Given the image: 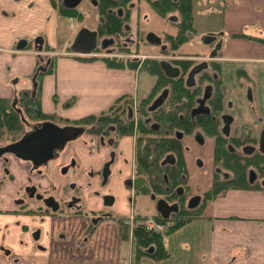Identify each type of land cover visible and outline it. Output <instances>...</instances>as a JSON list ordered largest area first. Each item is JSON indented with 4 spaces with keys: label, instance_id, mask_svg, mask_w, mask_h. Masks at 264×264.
Listing matches in <instances>:
<instances>
[{
    "label": "crops",
    "instance_id": "1",
    "mask_svg": "<svg viewBox=\"0 0 264 264\" xmlns=\"http://www.w3.org/2000/svg\"><path fill=\"white\" fill-rule=\"evenodd\" d=\"M223 4V40L218 51L220 64L230 65L223 70L226 79L235 78L236 71L248 76L258 72L257 68L262 71L264 44L235 35L264 41V0H223ZM67 20L59 16L52 0H0V98H13L32 87L28 79L40 63L43 66L47 48L56 50L63 42L62 29ZM37 39L41 43H35ZM22 40L27 41L25 48L17 49ZM64 43L67 47L70 44ZM68 52L67 56L56 53L53 71L42 80L44 113L77 120L107 110L122 96L137 97L140 75L146 72L136 65L115 68L103 59L87 62ZM240 65H245L247 71ZM130 144L129 137L121 140L128 157L134 150ZM96 145L97 141L91 143L90 138L69 143L60 164L69 163L77 154L99 167L105 153L97 156ZM131 166L125 168V173ZM31 171L28 163L13 157L0 160V264H131L133 236L124 234L119 226L121 219L131 213L126 192L114 190L117 214L97 222L91 221L89 213L101 209V199L89 191L84 195L81 213L77 203L64 215L28 214L19 211V199ZM56 178L57 189L71 181L68 177ZM96 181L94 189L99 191ZM201 217L166 236L168 264H264V189L227 191L208 201ZM192 229L204 233L193 239L187 234L181 243L174 240V235ZM181 245L185 254L180 253L175 261L173 249Z\"/></svg>",
    "mask_w": 264,
    "mask_h": 264
},
{
    "label": "flooded vegetation",
    "instance_id": "2",
    "mask_svg": "<svg viewBox=\"0 0 264 264\" xmlns=\"http://www.w3.org/2000/svg\"><path fill=\"white\" fill-rule=\"evenodd\" d=\"M144 1L147 2L148 0H144ZM60 5L62 8L67 9L63 5V0H60ZM85 6H89L90 8H94L95 10H97V13L99 11V9H98L99 2L97 0H81V2L77 5L76 8L68 9V10H75V12L77 13V15L74 17H69V18L66 17L68 19V21H71V20L75 21V29L73 31L74 37H72V41L69 44V46L67 47L68 50L70 52L75 53L72 50L73 40L76 37L79 30L86 28L90 31L96 32L97 44H96L95 50L92 52L91 55L82 56V57H93L94 59H97V58L98 59H104V58H109V57H110L109 59L120 58V60H118V61L123 60L125 62L127 60H129V59H125L121 56V54H128L127 52H122L121 50H125V51L128 50L127 46L129 43H131V39L126 37L125 42L127 44L122 43V41L120 40L121 38H125L123 36L126 35V33H128L130 31L129 24L128 23L124 24V26H123L124 27V29H123L124 34L116 35V38L112 37V36L104 37V36L100 35L98 32V29H96V28H98L99 24L103 21L101 19V17H99L98 14L96 17L97 26L95 28H90L89 26L85 25L84 19H86L85 17L87 16L86 13L85 14L83 13V9H84L83 7H85ZM136 7H138V6L135 3H130V1L127 3V10L131 11L134 8L137 9ZM88 11H91V10L88 9ZM125 11H126L125 9L124 10L118 9L117 14L121 16V15L125 14ZM109 12H111V10H109ZM81 23H82V25H81ZM148 33H153L154 35H156V34L153 31H149V32H146L144 34L145 38L143 39V42H145V45L151 46L152 44H149L146 41V35ZM157 37H159V36H157ZM159 38L161 39V45L158 47L160 48L161 52H165L167 49V45L164 43L163 38H161V37H159ZM103 39L113 40V43L111 45L107 46L105 49H102L100 42ZM136 44H137V42H136ZM152 46H156V45H152ZM162 47H165V49L162 50ZM107 51H111V52L109 53ZM99 53L102 55H99ZM104 55H106V57ZM76 56L79 57L81 55L77 54ZM128 57H126V58H128ZM94 59H92V60H94ZM146 59L155 60L156 58L146 57L145 60ZM133 61L135 63L137 62L135 60H133ZM169 62L172 64L171 65L172 67H174L178 70V75L173 79L182 80L184 88H185L184 95L186 97H183L181 102H179V103L176 102L175 104H173L172 108H167L166 113L172 114V115L173 114L177 115L179 121H182V123H186V127L190 129V130L188 129L189 131H187V132H191L190 135H187L186 131L183 130V128H175L173 130V135H174L175 139L180 141V143H181L182 159H183L185 170H186L185 174L182 176V180L189 182V180H190L189 167L190 166H192L194 170L199 171L198 169H201L205 165V163H206L205 160L213 158L212 157L213 152H212L211 156H210V153L212 150V146L214 147L216 144L217 137L216 136L213 137L214 139H212V140L210 138H208L209 136H207L203 132L205 130L204 127L202 125H200L201 120L202 121H208L211 125L216 124V127L219 131V137L222 138V140L226 143L227 150L231 154H235L241 158L242 157H252V156L254 157L257 154H261L258 151L259 137H260V134L262 133V131H264V128H262V130L260 132H256V130H257L256 126L253 125V123L247 121L242 116V112L239 110V107H238L242 97H243V99L246 97L250 101H252V97H251L252 93H250V92L247 93V91L249 89L250 90L253 89L254 85H249V89L244 87L246 89H245L243 94L241 93L242 86H244V82L248 81L250 83V81H252L251 78L248 77V75H245L249 79H246V81H241L239 78L235 77L234 82L229 83L228 80L225 81V78H227V77L224 75L223 70H224V68H226L227 66H230V65H209V63H208V65H198V64H196V65H173V63L171 61H169ZM214 68H216L219 71V73H220L219 75L217 73L213 72ZM33 76H31L28 80H31V86L32 87L30 89H33V91H34V83H33L34 78H33ZM221 81L224 82L223 83L224 85H222L221 83H218ZM217 84H219V85H217ZM251 86H252V88H251ZM164 90H167L169 93L168 87L162 89L160 91V93L157 96H155L151 100V103L147 106V110L149 112H153V111H150L149 108L151 107L154 100L158 96H160ZM25 91H27V90H25ZM25 91H22V93ZM41 91H42V88H41ZM22 93H20L19 95H16L13 98H6V99H11L12 105L15 107L18 104V99ZM168 93H167V96H168ZM149 94L146 95L145 97L141 98V99H138L137 97H130V98L123 101L124 104L126 103L128 106H132V108H129V107L127 108L125 106L122 108V106H121L120 109L110 110V107H109L107 110H105L103 112H100L98 114H91V115L82 117V118L77 119V120L62 119V118L58 117L57 115L45 113L46 115L54 116L57 120H46V121H42L40 123L26 122V124H25L26 133L32 131L33 127L39 126L40 124H42L44 122H52L59 127H64V126L81 127L84 130V132L76 140L86 139V138L89 140V138H90L91 143H93L96 140L97 141V145H96L97 148H95V153L97 154V156L102 154V153H105V157H104V160L101 163V165H99V167H96L93 164L94 162H92L90 160L80 158L77 154H76L75 159H72L69 163L60 164L62 162L61 161L62 160V152L66 149V147L71 142L67 143L66 146L61 151H57L55 153L54 158L51 161L47 162L46 164H44L40 167H34L32 165V163L18 159L15 156L10 155V154L2 155L0 157V160L1 159L6 160L7 157H13L15 159H18V160H21V161L28 163L29 167L33 169V171L30 172L31 174H33L36 171L39 172L40 170L50 169L54 173V177H58V176L61 178H67L68 177L71 179V181H69L67 184H71V188L75 191H78L74 196L68 197L69 200H67V198L64 197L63 192L61 193V195L57 194L59 189L52 190V191L44 190L43 188L42 189L40 188V186L38 185L37 182L29 179L28 183L25 185V187L22 190V192H23L22 193V199H23L24 193H25L27 196V200L23 201L22 199H19L20 200L19 201L20 202L19 207L20 208L22 207V209L19 211L26 212L28 214H33V215L42 214V213L43 214L48 213L51 215L64 214L65 212H68L70 210V208L72 207L73 204L75 205L78 203L77 205L80 207V208L78 207L79 208L78 212L81 213L82 212L81 209L84 208V206H83V203L85 201L84 195L88 191H89L88 193H90L93 196L101 199V209L99 211H94V212L92 211V213H89L91 216H93V218L91 220L92 222H95V221L97 222L98 220H100L104 217H113L117 214V212L115 210V206H116V202H117V198H116L117 195L113 194V192H115V191L116 192H122L123 191V193L126 192L129 196V199L131 197H137V196H143V197L149 196L154 201V208H155L156 214H158L156 211V202L158 199L165 200L169 205L177 204L178 205V211H179L181 209V207H180L178 202L168 201L165 199L167 196L173 197V196H171L172 192H171V189L169 187L165 188V192H167V194H164L162 196H158V198H157V195L154 194L153 192H150L147 194L142 193L143 188L147 184V178H145L143 175L138 173L137 159L135 158L134 164H132L130 161H128L127 155L121 147V140L123 138L129 137L128 135H126V136L118 135V133L116 132V126L113 123L109 124L107 127V130L104 133H102L101 135H95L93 133H89V129L91 128L90 126L78 124V121H80L83 118L89 117V116H99L102 114H106V115H110L112 118H114V117H116L117 114L121 113V116L118 118L119 121H121V122L124 121L126 124H132L133 123L135 125L136 129H138L140 127V125L141 126H147L148 125L149 126L148 128L152 133H158V132L160 133L161 132V125L159 123L154 122L151 116H149V117L144 116V111H143L144 109L142 106V100L145 99L147 96H149ZM166 99H167V97H166ZM166 99H165V101H166ZM117 100H119V99H117ZM136 100H139L138 106H134V104L136 103ZM165 101H164V103H165ZM70 102L71 101H69L68 103H70ZM163 104L160 107H162ZM40 106H41V95H40ZM160 107H158L157 109H159ZM180 107H183L182 110H177ZM41 110H42V108H41ZM224 116H228L231 118L227 134H225L223 132V128L225 126V123L223 120ZM193 125H195V127H193ZM164 132L169 133V131H167V130ZM140 138H142V133H138L136 140L140 139ZM18 140H16V141H18ZM76 140H74V141H76ZM16 141H14V142H16ZM14 142H6L4 144L0 143V148L4 147L6 145H9L11 143H14ZM185 142L188 144H185ZM182 144H185V146L183 147ZM206 144H207V151L203 155V153L200 150L204 149ZM187 145L193 146L194 149L196 150V152L199 151L198 157H195L193 159V157L191 155H189V153H188L189 148ZM244 148H248L249 149L248 151L250 153L249 154L243 153ZM133 153H134V151H133ZM88 154H89V156H93L90 153H88ZM261 155L264 156L263 154H261ZM167 156H171L172 158L170 159V161L168 163L162 164V162L165 161ZM193 162L196 163V166L194 165ZM176 163H177V157L173 153L166 154L164 159L161 161L162 166H166V165H172L173 166ZM105 164L109 165L108 166L109 175L106 179L105 184L103 185L102 184L103 183L102 169H103ZM129 164H131L132 166H131L129 172L125 173V171H126L125 168L126 167L128 168ZM209 168H210V170H209L208 175L210 177H207V179L209 178L208 180L211 183L213 182V178L215 177V175H219V177L222 180H230L231 179V174L226 172L222 168H215V167L211 168V166H209ZM261 176L262 175L257 172L256 168L250 166L247 169V182L251 185L260 184L263 187L262 184L264 182V177H261ZM137 178H143L144 179V184L141 185L137 190H134V186L137 187L138 184H132V187L125 185L126 181H128V180L133 181ZM164 179H165V181H167V175L166 174L164 175ZM94 180H97L96 182L98 183V188H100L101 190L106 189L107 188L106 186L109 185L115 191H112L111 188L108 191L106 190V192H102L101 190H99V191L95 190L94 186L96 185V183L94 182ZM76 181H81L83 184H81V186H80ZM30 187L35 188V192H34L32 197H30L29 193L26 191V189L30 188ZM64 187H66V185ZM64 187H62V189H64ZM187 188H188L187 184H183L181 186H178L177 189L174 190L175 196L185 197V195H188L189 196L188 199L196 197V195H194V194L192 195V194L188 193ZM207 191H208V189H207ZM207 191H204V192H207ZM98 192L102 193V195L99 194ZM37 195H41L42 199H40V200L36 199ZM106 196H110L113 198V203L111 205H105L104 197H106ZM50 197L53 198L58 203V209L56 211H53L52 209L46 207L44 204V199H47ZM201 197H203V195ZM35 200L40 201V203H38V202L35 203L34 202ZM60 202H62L63 206H61ZM35 204H37V205H35ZM185 205L187 208V203H185ZM106 207H111V211H107ZM83 211L85 212V210H83ZM178 211H177V213H178ZM172 214L173 213H171V215ZM171 215H170V217H171ZM125 216L123 219H121L122 220L121 223L122 222L125 223V221H124ZM127 216H128V214H127ZM153 218L154 217H152L151 219H153ZM132 219L135 220L134 221L135 224H130L132 230L137 225H144V226H146L150 229L156 230V231L158 228V230H160V232H163V230L165 229V227L162 224L157 223L154 219L151 220L152 223H153V221H155L154 224L151 226L144 224L145 219L143 217H138L136 215ZM132 225H133V227H132Z\"/></svg>",
    "mask_w": 264,
    "mask_h": 264
},
{
    "label": "trees",
    "instance_id": "3",
    "mask_svg": "<svg viewBox=\"0 0 264 264\" xmlns=\"http://www.w3.org/2000/svg\"><path fill=\"white\" fill-rule=\"evenodd\" d=\"M99 2V12L101 14V19L103 20L98 26V32L100 35L110 36L112 34L122 35L124 34V22L128 18V14L130 10H127V3L130 0H121L122 3H117L118 0H97ZM152 5H156L155 0H148ZM167 5H171L170 9H177L179 13H181V21L179 32L180 37H186L185 29L190 26L191 16V0L181 1V0H162ZM181 3L178 5L177 3ZM52 3L55 5V8L59 15L64 17H74L77 15L75 10L64 9L60 5V0H52ZM118 9H125V14L118 15ZM111 10V12H109ZM165 11V10H164ZM187 22V23H186ZM239 37H244L252 40H257L260 43L264 44V41L259 38H252L246 35H235ZM183 39L181 40V42ZM170 48L167 47V52ZM122 52H127L125 50H121ZM163 52V53H165ZM77 59L82 61H91L94 59L93 57H82L79 56ZM108 66L115 68H122L124 64L127 65H135L136 63L133 60H127L126 62L121 60L118 61L116 59L104 58ZM151 61L153 74L156 75L157 81L156 86L153 88V92L151 91L149 96L142 100V106L144 111V116H151L153 121L159 123L161 125V130H167L170 132V136L168 139H164L163 136L159 137H150L152 132L149 130V126H141L142 130H145V134H142V138L138 139V157H137V170L138 173L147 178V184L143 188L142 193H150L153 192L158 196H162L167 194L165 192V188L169 187L171 189L173 197L167 196L165 199L168 201H176L179 203L181 209L178 213H173L168 221L162 219L158 214L155 215L154 220L162 224L165 229L163 232H157L153 229H150L144 225H137L132 233L134 250H133V262L135 264H139L141 262V258L149 257L156 261V263L169 259L170 251L167 247H165V238L168 235H171L174 232L179 231L186 225L200 220L202 217V210L205 204L216 198L217 196L223 194L226 190L229 189V186L233 181L237 180L233 185L242 189H264L260 184L251 185L247 182V169L252 166L256 168L257 172L261 175H264V156L261 154H257L252 157H239L234 156L230 158L229 156H233L235 154H231L227 150L226 143L219 137V131L216 127V124L211 125L208 121H200V125L204 127L207 132L216 136V148H215V166L216 168L226 169L227 172L231 174L230 180H222L219 175H215L213 178L211 188L203 195L202 203L198 205V207L194 209H188L185 205V197H177L174 194V190L177 189L178 186L185 184L186 181L182 180V176L185 174V166L182 159L181 153V143L176 140L173 135V130L175 129V125H178L180 128H183L185 131H189L190 129L186 127V123H182L179 121L177 115H172L173 119L167 122L166 128L162 125L163 120H167L166 116L170 115L166 113L167 108H172L173 104L179 101L182 97H184L185 88L182 80L167 78L162 72L159 62L156 60ZM184 60H179V62L174 61L173 65H182ZM192 61H189L186 65H192ZM54 60L51 57L49 62V57H45L43 61V66H39L33 78L35 83L34 91L33 89H29L23 92L19 99L18 104L14 107L12 105L11 99L0 98V143L3 142H14L20 139L26 133V122L31 123H40L46 120H57L54 116L46 115L42 112L40 106V95L42 88V80L44 76L51 73L54 68ZM211 65H220L219 63L211 62ZM41 68V69H40ZM43 68V70H42ZM150 72V73H151ZM168 85V86H166ZM169 88V93L167 99L162 107L159 109L149 112L147 110V106L151 103L155 90H162L164 88ZM34 93V94H33ZM128 98H124L126 100ZM121 100V99H119ZM121 107L117 105H113L110 110L120 109ZM121 116V113L117 114L116 117L112 118L110 115L102 114L99 116H89L78 121V124H83L90 126L89 133H93L95 135H101L107 130L109 124L113 123L116 126V132L120 136H125L127 134H131L129 131V127L133 126L132 124H126L124 121L121 122L118 118ZM156 117V118H155ZM177 127V126H176ZM208 127V128H207ZM132 128V127H131ZM189 129V130H188ZM213 129V130H212ZM148 134V135H146ZM219 137V138H218ZM160 142L163 145H160ZM158 143V145H157ZM168 153H173L177 157V163L175 165H166L162 166L161 161L164 159L165 155ZM237 161H236V160ZM235 160V161H234ZM246 162L247 166H242L240 164ZM256 166H255V165ZM254 165V166H253ZM167 175V181L164 179V175ZM222 193H218L217 191L222 189ZM174 194V195H173ZM163 198V197H162Z\"/></svg>",
    "mask_w": 264,
    "mask_h": 264
},
{
    "label": "rangeland",
    "instance_id": "4",
    "mask_svg": "<svg viewBox=\"0 0 264 264\" xmlns=\"http://www.w3.org/2000/svg\"><path fill=\"white\" fill-rule=\"evenodd\" d=\"M181 1H183V3H184V1H186V0H181ZM181 1L178 2L177 4L179 5L181 3ZM117 3H122V1L118 0ZM130 3H135L138 7H136L137 9L134 8L133 10H131L128 14L127 20L124 21V22L129 24L130 31L128 33H126V35L123 36L125 38H121L120 40L122 41V43L127 44L125 42L126 41L125 39L127 37V38L131 39V43H129L127 46L128 47V50H127L128 54H121V56L125 59L137 61L135 65L137 67H139L142 71L146 72V74H141L140 78H139L140 86H139V90L137 93L138 99H141V98L145 97L146 95H148L153 90V88L157 85L156 84L157 77L155 74H153V72H151L152 71L151 61H149V59L145 60L146 57H154V58H156L155 60L158 62H159V60L160 61L161 60H168V61H171L173 63L174 61L179 62V60H184L182 65L188 64L189 61L193 62L192 65L200 64L203 61L208 62L209 65H211V62L220 64L221 61H219V57H220L221 53L219 51H217L216 58H214L213 60H210L209 56H210V53L212 52V50L215 48L214 47L215 44L217 42L223 40L222 36L220 35L223 31V24H222V12L224 9L223 0H191V16H192V18H191V20H189L190 26H188V28L185 29L186 37H182V39H183L182 42H181L182 39H179L181 33L178 31L180 28L179 26H180V21H181L182 17L180 15L181 13H179L177 9H170V7L172 8V6L167 5L162 0H155V3H157L156 5H152L150 3V1L146 2L144 0H130ZM54 7H55V5H54ZM83 8H84L83 13L87 14V16L85 17L86 19H84L85 25L89 26L90 28H95L97 26V24H96L97 23V21H96L97 14L99 15V17H102L100 12L98 11V13H97V10H95L94 8H90L89 6H85ZM88 9H90L91 11H88ZM59 16L64 18V16H61V15H59ZM65 24L66 25L63 26V29H62V35H63V39H64L63 42L61 43V45H59V47H57L56 50H52V49L47 48L48 53L47 54L43 53L44 57L45 56L46 57H52L53 56V60H54V57H57L56 53L64 54V56L68 55L69 52H68V49H66L67 44L64 42L66 41L67 43H71V41H72L71 37H74L73 31L75 29V21L74 20H71V21L67 20V22ZM81 25H82V23H81ZM96 29H98V28H96ZM149 31H153V32H155V34L157 36L163 38L164 43L170 49L167 52L163 53L160 51V48L158 46H152V45L147 46V45H145V42H143V39L145 38L144 34L146 32H149ZM209 32H214L216 39H215L214 43L211 44L210 47H207V45L204 44L202 40L205 36H207L206 33H209ZM179 33H180V35H179ZM102 36L107 37L108 35L105 36L102 34ZM110 36L116 38L115 34H112ZM181 36H183V35H181ZM236 37L237 38H244V37H239V36H236ZM136 42H137V44H136ZM99 55H102V54L99 53ZM104 56L106 57V55H104ZM126 57H128V58H126ZM116 60H120V58H117ZM39 65H42V64L40 63ZM248 66H250V65H248ZM253 66H255V65H253ZM261 66H263V69H264V65H261ZM240 67L242 70L247 71L245 65H240ZM263 69H262V71H260V68H257L258 72L253 73L254 75L253 74L251 75V73H250L251 77L250 76H248V77L252 78L251 79L252 81H250V83L252 82L251 84L248 81H246V79H249V78L247 76H245V73L243 71L236 72L237 78H239L241 81H246V82H244V86H242V90H241L242 94L244 93L246 88L249 89V85L255 86L253 89H251L252 91L250 89L247 91V93H249V92L252 93L251 94L252 95L251 96L252 101H250L246 97L244 99L242 97L238 107H239V110L242 112V116L247 121L253 123V125L256 126V128H257L256 132H260L262 130V128H264V70ZM213 72L217 73L218 75L220 74L216 68L213 69ZM234 80H235L234 77H232V78L228 79V82L233 83ZM225 81H227L226 78H225ZM218 83H221L222 85H224L223 81L218 82ZM217 85H219V84H217ZM166 86H168V85H166ZM244 87H246V88H244ZM251 88H252V86H251ZM155 91L156 92H154L153 98L155 96H157L161 90L157 91V89H156ZM260 91H261V93H260ZM130 97L131 96H128V95L122 96L119 98L121 100H116L115 103H113V105H115L117 103V105H119L120 107L122 106V108L124 106L127 108L128 107L132 108V106H128L126 103L124 104V102H123L124 98H130ZM184 97H186V96L184 95ZM182 99H183V97L177 102L178 103L181 102ZM138 103H139V100H136V103L134 104V106H138ZM113 105L111 107H113ZM182 108L183 107H180L177 110H182ZM166 118H168V119L165 120V122L163 120V123H162V125L165 128H166V125L169 124V123L167 124V122L170 121V119H173L172 114L166 116ZM131 127H129V131H131V134H127V135L129 136V138L131 140V144H133V146H134V150H133L134 153L131 157L127 156V158H128V161H130L132 164H134V159L135 158L137 159L138 151H139L138 139L136 140V137H137L138 133L145 134V130H142L141 128L136 129L134 124ZM174 127L180 128L178 125H175V123H174ZM193 127H195V125H193ZM164 131L161 130L160 133L158 132V133H151L150 135H148V134H146V135L153 137V138L163 136L164 139H168V137L170 136V132L165 133ZM203 132L207 136H209L208 138H210L211 140L214 139L213 137H215V136L210 135L207 132V130H204ZM186 134L190 135L191 132L186 131ZM4 143H6V142H3L1 144H4ZM185 144H188V143L185 142ZM185 144H182V146L184 147ZM157 145H158V143H157ZM160 145H163V143L160 142ZM187 146L189 148L188 149L189 155H191L193 157V159L195 157H198L199 151L196 152V150L194 149L193 146H190V145H187ZM215 148H216V144L214 147L212 146V150L210 153V156H211V154L213 152V155H212L213 158L205 160V162H206L205 165L201 169H198L199 171L194 170L192 166L189 167L190 180H189V182H187V181L185 182V184L188 185V188H187L188 193H190L192 195L194 194L196 196L198 195L201 197L202 195H204L206 193L204 191H207V189L209 190L211 188L212 183L208 180L209 178L207 179V177H210L208 175L209 170H210L209 166H211V168H213V167L216 168L215 157H214ZM200 151L204 155L207 151V144L205 145L204 149H201ZM234 156H237V155H233V156H229V157L232 158ZM193 163L196 166V163L195 162H193ZM240 164H242V166H247L246 164H248V163H247V161L244 163H242L240 161ZM223 170H225L227 172L226 169H223ZM34 173L33 174L29 173L28 179L34 180L35 182H37L41 189L43 188L44 190L52 191V190H56L59 187L58 180L56 177H54V173L50 169H44V170H40L39 172L36 171ZM228 173H229V171H228ZM261 177H264V175H262ZM44 181H46V182H44ZM236 181L237 180L233 181V183L235 184ZM233 183H231V185L229 186V189L226 190L225 192L230 191V190H246V189L235 187L233 185ZM1 187H2V184H1ZM106 187L107 188L104 190H107V191L111 188L109 185H107ZM111 190L114 191L112 188H111ZM222 190H223V188L218 190L217 192L222 193ZM62 192L64 194V197H66L67 200H69L68 197L74 196L78 191L73 190L71 188V184H67L66 187H64V189H62V188L59 189L57 194L61 195ZM98 193L102 195V193H100V192H98ZM221 196H222V194H221ZM188 198H189V196L185 195V203H187V201L189 200ZM201 198H203V197H201ZM22 200L23 201L27 200V196L25 193H24V197ZM117 201H118V199H117ZM34 202L40 203V201H38V200H35ZM60 204H61V206H63L62 202H60ZM35 205H37V204H35ZM129 205H130L131 213L129 214V216L125 217V220H124L125 223H123V222L119 223V226L123 230L124 234L132 235L133 231L131 230L132 228H131L130 224H135L134 223L135 220H133L132 218H134L136 215L137 216H143V218L145 219L144 224L150 225V226L153 225V223L155 221H153V223H152L151 220H153L154 218L153 219H151V218L155 216V212H154L155 208H154V201L149 196L131 197L129 199ZM21 209H22V207L21 208L19 207V210H21ZM106 210L111 211V207H106ZM132 227H133V225H132ZM203 233L204 232H202L201 230L192 229L191 232H183L182 234L174 235V240L175 241L177 240V242L180 241V243H181L182 242L181 240H184V238H182V237H186L187 234L192 235L191 237H188V238L193 239L199 235H202ZM200 241H198L199 244H200ZM164 245H165V243H164ZM165 247H166V245H165ZM181 248H182V245L179 248L175 247L173 249V251L175 253V256H174L175 261H176V259H175L176 256H179L180 253L185 254V250H183ZM186 248H188V247H186ZM187 254H188V251H187ZM141 259L142 260H141V262H139V264H168V262H166L167 260L156 263V261H154L153 259H150L149 257L144 256ZM131 264H135L133 262V255H132Z\"/></svg>",
    "mask_w": 264,
    "mask_h": 264
},
{
    "label": "water",
    "instance_id": "5",
    "mask_svg": "<svg viewBox=\"0 0 264 264\" xmlns=\"http://www.w3.org/2000/svg\"><path fill=\"white\" fill-rule=\"evenodd\" d=\"M81 2V0H63V5L67 9H74L77 5ZM216 36L214 34H208L203 38L204 44H210L214 42ZM146 41L149 44L160 46L161 39L154 35L153 33H148L146 35ZM35 43H41L40 39L35 40ZM113 40L103 39L100 42L101 48L105 49L107 46L111 45ZM27 41L22 40L17 44V49L25 48ZM97 44V37L96 32L90 31L86 28L79 30L76 37L73 40L72 50L81 56H89L95 50ZM221 48V42H217L215 48L210 53L209 59L212 60L216 57L217 51ZM165 47H162L164 50ZM41 50V47H39ZM111 52V51H107ZM172 64L168 60H161L159 61V66L164 73L165 77L167 78H175L178 75V70L171 66ZM198 65H208V62L203 61ZM41 69V68H40ZM43 70V68H42ZM34 83V87H35ZM167 90H164L160 96H158L154 102L152 103L151 107L149 108L150 111L156 110L160 107L166 97H167ZM34 94V93H33ZM225 126L223 128V132L227 134L229 123L231 118L228 116L223 117ZM84 130L81 127L75 126H64L59 127L52 122H44L39 126L33 127L32 131L25 133L18 141L6 145L0 148V157L5 154H10L15 156L18 159L28 161L32 163L34 167H40L47 162L51 161L55 153L57 151H61L67 143L76 140L81 134H83ZM248 148L243 149V153L249 154ZM258 151L264 155V131L260 134L259 137V146ZM172 157L167 156L165 161L162 164H166L170 161ZM108 164H105L102 169V178H103V185L106 182V179L109 175ZM132 184H138V186H134V190H137L141 185L144 184L143 178H137L135 180H128L125 182V185L132 187ZM264 187V182H263ZM26 191L29 193V196L32 197L35 188L30 187L27 188ZM36 199H42L41 195H37ZM201 201L200 196L193 197L189 199L187 202V208L194 209L196 208ZM105 205H111L113 203V198L110 196L104 197ZM44 204L46 207L56 211L58 209V203L53 198L44 199ZM156 211L157 213L164 219L168 220L171 213H177L178 205L173 204L169 205L165 200L158 199L156 202Z\"/></svg>",
    "mask_w": 264,
    "mask_h": 264
},
{
    "label": "built area",
    "instance_id": "6",
    "mask_svg": "<svg viewBox=\"0 0 264 264\" xmlns=\"http://www.w3.org/2000/svg\"><path fill=\"white\" fill-rule=\"evenodd\" d=\"M157 230H158V228H157Z\"/></svg>",
    "mask_w": 264,
    "mask_h": 264
}]
</instances>
